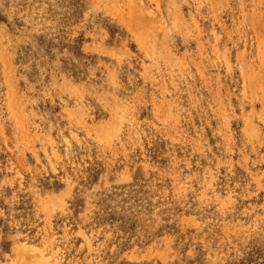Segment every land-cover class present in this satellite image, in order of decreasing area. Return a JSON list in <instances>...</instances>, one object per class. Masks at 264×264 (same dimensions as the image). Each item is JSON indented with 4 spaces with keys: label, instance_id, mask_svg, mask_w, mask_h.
I'll list each match as a JSON object with an SVG mask.
<instances>
[{
    "label": "rangeland",
    "instance_id": "rangeland-1",
    "mask_svg": "<svg viewBox=\"0 0 264 264\" xmlns=\"http://www.w3.org/2000/svg\"><path fill=\"white\" fill-rule=\"evenodd\" d=\"M0 264H264V0H0Z\"/></svg>",
    "mask_w": 264,
    "mask_h": 264
}]
</instances>
